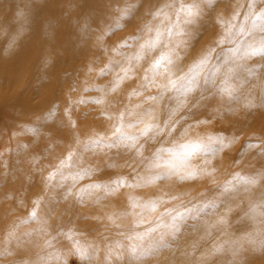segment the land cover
Returning a JSON list of instances; mask_svg holds the SVG:
<instances>
[{
	"label": "rangeland",
	"instance_id": "rangeland-1",
	"mask_svg": "<svg viewBox=\"0 0 264 264\" xmlns=\"http://www.w3.org/2000/svg\"><path fill=\"white\" fill-rule=\"evenodd\" d=\"M44 1L48 7L39 12L37 23L20 13L21 0L20 5L4 1L6 5L0 7V264H86L79 247L92 254V264H108L109 249L111 264H143L141 260L151 258L152 247L161 244L162 235L179 226V213L188 221L193 218L190 213L196 212L197 197L203 196L201 203L209 205V198L221 188L258 180L250 168L264 171V147H259L264 145V115L256 107V115H260L256 126L233 125L232 118L242 119L245 109L242 102L229 100V95L244 90L254 100L260 96L246 86L255 76L253 65L260 74L263 64L259 41L264 36L259 27H251V0H218L215 12L205 8L198 25L187 28L192 35L174 32L169 37L165 32L160 47H145L142 59H135L141 45L156 35L155 29L163 31L172 23L164 14L174 17L180 0H89L88 6L84 2L76 8V0ZM141 4L143 7H134ZM170 4L174 7H166ZM125 7L130 9V18L120 20L121 30L116 21ZM84 8L86 15H94L91 21L97 19L96 25L92 23L94 34L89 28L77 33L70 21L73 9L80 13ZM263 8L264 0H256L253 11L259 13ZM150 9L160 10V19L156 20ZM49 12L51 20L46 15ZM230 25L231 38L227 35ZM77 35H82L79 43L74 42ZM221 38L222 45L217 43ZM241 46L239 61L244 63L217 62V53ZM162 54L171 63L164 60L154 68L153 61ZM206 54L211 58L195 76L197 88L187 97V109L173 113L168 99L166 109L160 103L156 106L154 95L164 91L166 79L175 73L179 79L176 85L186 87L187 81L181 77L189 75L193 63ZM216 66L219 70L212 84H205L203 78ZM163 108L162 115L167 112L172 117L167 130L174 126V131H165L169 137L173 133L172 137L149 141L147 148L144 143L125 140L129 128L131 133L144 130L153 111L161 113ZM114 113L124 117L123 136L113 135L118 123ZM194 130L202 133L201 137L191 139ZM210 137H223V145L213 143ZM124 143L142 155L131 156L134 153L129 152V146L122 147ZM70 152V166H63L55 180L47 181ZM185 157H196L194 177L186 175L184 179L185 169H178L179 177H155L146 167H171ZM85 188H90V195H85L81 205L75 194ZM68 191L73 196L64 200ZM37 200L39 215L32 219ZM217 204L213 202V206ZM111 214H115L116 224L107 219Z\"/></svg>",
	"mask_w": 264,
	"mask_h": 264
},
{
	"label": "bare ground",
	"instance_id": "bare-ground-1",
	"mask_svg": "<svg viewBox=\"0 0 264 264\" xmlns=\"http://www.w3.org/2000/svg\"><path fill=\"white\" fill-rule=\"evenodd\" d=\"M4 1H11V5H13V4L14 5H20L21 4V3H19L20 0H0V7L2 5H6V4H4ZM76 1H77V4L73 8H76L78 5H81V4L83 5L84 2L88 6L87 2H89V0H81V1L76 0ZM21 2H23L24 6H23L22 10H20V13H22L25 16L31 17L33 19L32 22H35V23H37V21L40 19L38 17L39 12L41 10L46 11L47 10L46 8L48 7V6H46L47 3H45L44 0H21ZM221 2H223V0H221ZM9 9H11V8L9 7ZM247 9H249V8H247ZM48 10H49V8H48ZM84 10H85V8L80 13H78V12H75V10L73 9V11L70 14V21L73 24V26L75 27V31L77 33L87 32V29L89 28V31L91 30V34H94L96 31V28H93L92 23L94 25H96L97 19L91 21L92 19H94V15H86L85 14L86 11H84ZM1 12H3V11H1ZM262 12H264V8H263ZM52 13L54 14V10ZM49 14H50V12L47 13L46 15H49ZM31 18H29V19H31ZM48 18L51 20V15H49ZM53 22H54V20H53ZM80 23H82L83 25H80ZM41 26H44V24ZM258 27L260 28V31H261L262 25L259 21H257V25L254 29H256ZM100 29L101 28H99V31H100ZM34 32L37 33L36 29ZM261 32H262L261 34H263L262 36H264V31H261ZM81 36L82 35H80V36L77 35V37L74 39V42L79 43V38ZM163 37H164V35L161 36V40H163ZM255 40L257 41V39H255ZM38 41H39V39H38ZM111 43L112 42H110V44ZM92 46H94V45H92ZM159 47H160V45H159ZM157 48H158V46L155 47L154 50ZM243 48H244V46H243ZM148 49H149V47H148ZM241 49H242V46L238 49V51H237V49H234V48L225 49L224 51H220L219 53H217V62L220 63V62H225L227 60L231 63L235 62V61L240 62L239 58L242 59L241 56H243L241 53ZM152 56H154L153 53H152ZM153 59H155V56ZM262 59H263V64L260 67V74H258L259 68L253 65V68L257 74L254 73L255 76L252 75L250 77V79H249L250 81H249L248 85H246L247 79H245V81H244V83L247 87H251V88L255 89L258 93H260V96L257 97L256 100H254L248 93H246L247 91H245V90L243 92H238L237 94H235L236 93L235 92L234 94L229 95V97H230L229 100L233 104H235L237 102L238 103L242 102L244 109H245L244 117L242 119L232 118L231 123L233 125H239V126H242L245 128H247L248 126H253V127L256 126L255 120L260 119V115H258V116L256 115V110H255L256 107H257V109L260 108L259 111H257V112H260L262 115H264V56H262ZM243 61H246V60H243ZM256 62H258V61H256ZM242 63H244V62L241 61L240 64H242ZM246 65L248 66V64H246ZM253 68H251L250 64H249V72H250L249 74L250 75L253 74V73H251ZM239 69H241V68H239ZM239 69H233V70L236 71ZM218 70H219V66H216L215 69H212L211 71L207 72L206 76L203 78L204 79L203 81L204 82L206 81L205 84H207V83L209 85L212 84L211 80L215 78V76L218 73ZM228 70H229V68H228ZM242 71H243V69H242ZM187 72H189V71H187ZM187 72H185V73H187ZM244 73H245L244 75H246L245 70H244ZM132 74L134 75V73H132ZM236 74H237V72H236ZM177 75H178V73H177ZM229 75H230V73H229ZM175 76L176 75L174 73V76L171 79H166L167 84H165V86L163 87L164 91L163 92L161 91L157 95H154L155 96V99H154L155 103L154 104L156 106L160 103L162 106H165V109H166L168 101H169L170 102L169 107L178 110L179 108L184 109V108H186L187 105H189L187 103V105L184 107H178L179 102L181 100H184L186 97H189V94H191V93L184 91V88H185L184 85L180 86V87H178L177 85H176V87H173L171 85V83L169 82L170 80H176L177 83L179 81L178 77H175ZM218 76L220 77V75H218ZM231 77L234 78L233 76H231ZM229 79H231V78L229 77L227 80H229ZM234 80H237V78ZM227 85H226V87H227ZM185 86H187V85H185ZM204 86H206V85H204ZM172 89H174V92L171 94L170 91ZM224 89H226V88H224ZM167 99H168V101H167ZM246 100H248V102ZM144 109H146L147 111L149 110V108L147 109V107H145ZM163 110H164V108L162 109L161 113L158 110L153 111L154 115L151 116L152 120H150L151 122L148 121V122H150L149 124L152 125L153 127L151 128V130H149L147 132V135L143 134V130L140 132H138V130H137V131H134L133 133H131L132 130H131V128H129L128 129L129 133L124 134L125 140L129 144L144 143V144H146L145 148H147L149 141H150L149 143L152 144V143H155V141L162 140V139H168V138L172 137L173 133L170 135V137H169V135H166L169 133V131L167 130V127H169L168 123L172 120V117H171V114L169 115V114H167V112H166V115L163 116L162 115ZM231 114H233V113H231ZM114 115L117 116V115H119V113L118 114L114 113ZM232 116H234V115H232ZM237 117L241 118L240 116H237ZM155 120H156V122H154ZM125 129H127V128H125ZM166 130H167V133L165 134ZM161 131L162 132L164 131L162 135L159 134ZM189 131H188V134L186 133L187 135H189ZM201 134L202 133L194 130V132L191 134L192 135L191 139L194 138V136L196 137V139H198L199 136L201 137ZM183 136H185V135L183 134ZM205 137H207V136H205ZM256 137L260 138V135H257ZM192 143H193V141H192ZM188 145H189V142H188ZM124 146H129V145L127 143H124V144H122V147H124ZM190 146H191V144H190ZM133 149L137 150V148H133ZM133 149H131L130 146L128 147L129 152L134 153V154H130L131 156H133V157L141 156V154L138 150L136 153V151H134ZM205 149H207V148H205ZM259 150H260V152L263 151L262 149H259ZM195 158L196 157H190V158L185 157V158L181 159L182 161L180 162V164H175V165H172L171 167H164L161 164H148V165H146V167L149 168L151 173L155 172V174H153L155 177H162V178H169V179L171 177H175V176L179 177L180 176L178 169H181L180 172H183L185 169L186 173L182 174L184 179H185L186 175H188L190 177L195 176V175H189V173H193L195 171V169L193 168V165L196 164ZM143 164H145V163H143ZM220 169L222 170L224 168L220 167ZM249 171H251L252 174H258V177H260V173L264 172V171L258 172V170L254 167L250 168ZM141 180H143V179H141ZM259 181H260V179H258L257 183H255V184H252V183H240L239 185L236 184L235 186L228 187L227 190L225 187H223L220 190L216 191L215 195H213L211 198H209V200H208L209 205H206V206L204 205V202H203V204L201 203V200H203V196L197 197L198 199H197V203H196V212L195 213L189 212L190 214H193V218H191V220L188 221L187 219L182 218V217H186V215L182 214V216H181V213H179L180 219L177 222V224L179 226L175 229H172L169 232L166 231L167 233H164L162 235L163 238L159 239L161 244H159L158 247L155 245H154V247H152V253L149 254L151 258L145 257V259L141 260V262H144L143 264H146L148 262H146L145 260L150 259L151 261L153 260V262H151V264H264V181L263 182H259ZM73 183L75 184V180L73 181ZM157 186H159V185H157ZM160 187H162V186H160ZM228 192H230V193H228ZM174 198L179 199L177 196H175ZM213 202H218V204L216 206H213ZM129 218L130 217H128L127 220H129ZM221 219L224 220V223L219 222ZM168 234H171V236H166ZM164 236H165V238H164ZM218 246L221 247L222 250L217 252V251H215V249ZM19 264H21V263H19Z\"/></svg>",
	"mask_w": 264,
	"mask_h": 264
},
{
	"label": "snow or ice",
	"instance_id": "snow-or-ice-1",
	"mask_svg": "<svg viewBox=\"0 0 264 264\" xmlns=\"http://www.w3.org/2000/svg\"><path fill=\"white\" fill-rule=\"evenodd\" d=\"M255 4H256V0H251V7H250V11H249V16L251 17L253 23L251 25L252 28H255L257 25V21H259L262 25L261 31H264V12H259L256 13L254 12V8H255ZM134 7H143V4L141 5H136ZM166 7H174V5H166ZM218 7V0H192L191 3L189 4H185L183 2V0H180V6L179 8L176 9V14L174 17H169L167 14H164V18L171 20L172 23H170L168 25V27L166 29H163V31L160 29V27H158L157 29H155L154 31L156 32V35L154 37H151L148 41H145V43L143 45H141V52L137 54V56L135 57V59H142V52L143 49L145 47H151V48H155L157 47L162 41H161V36L164 35L165 32H167V34L169 35V37L172 36V34L175 32L176 34L180 35V36H187V35H192V33H190L187 28L188 27H193V26H197L200 18L204 15V9L207 8L209 10L210 13L215 12L216 9ZM150 14L155 18V19H160L161 17V11L160 10H152L150 9ZM129 13H130V9L128 7H125L123 10H121L120 12V17L117 19L116 21V27L120 28L122 30V26L120 25V20L121 19H129ZM181 17L183 18V22L181 23ZM233 18H236L235 13L233 14ZM216 19L220 22L223 23L224 21L220 18V17H216ZM232 26L230 25L229 28L227 29V35L229 38H231L233 36V33L231 31ZM145 29L148 31H153V29L151 28L150 25H145ZM111 31V30H110ZM239 31L241 33H243V28L239 29ZM217 43L219 44H223L224 43V38H221L217 41ZM115 50V49H114ZM212 51V50H210ZM238 51V49H237ZM259 52L261 54V56H264V37H262L259 41ZM211 56L210 54H206V55H202L197 61H195L193 63V65L190 68V74L186 75L185 77H182V80H186L187 81V86L184 88L185 92H190V93H194L196 88H197V83L195 81V76L198 73L199 69H201L206 63H208V61L210 60ZM164 60H168L169 63H171L170 58L166 55V54H162L157 60H155L153 62V67L154 68H159L161 65V62ZM171 83V85L173 87H176L177 81L176 80H170L169 81ZM223 91V89H222ZM188 99L187 97L184 100H181L179 102V107H184L187 105L188 103ZM199 103V101H197V104ZM195 106V105H194ZM175 109L173 110V113H175ZM104 115L106 116L107 119L111 120L112 116L110 114H108L107 112L104 113ZM69 116H71V113H69ZM117 126L114 128L113 130V135L114 136H123V121H124V117L123 115H118L117 117ZM70 124L73 127H76V124L74 121L70 120ZM153 126L148 124L145 125V129L143 130V134L147 135V132L149 130H151ZM169 132L174 131V126L172 128L168 129ZM159 134H163V132L161 131ZM210 140L213 143H220L221 145H223V137H210ZM98 141H93V143H96ZM87 146V145H85ZM258 145H252L249 144V147H257ZM259 147H264V145H259ZM142 155V153H140ZM72 155L71 152L69 153L68 156H66L63 160H61V165L60 167H58L56 172L50 173L49 176L46 178L47 181H53L56 178V175L60 172V168H62L63 166H70L71 161H72ZM112 167H114V165H112ZM189 175H195V173H189ZM259 179L261 181H264V172L260 173V177ZM123 181H118L117 183H122ZM248 183H252L255 184L257 183L256 179H251L248 181ZM93 188H97L99 187V185H93L91 186ZM89 194L90 195V188H85V189H81L80 191H78L75 194V198L77 200L78 203H80L81 205L84 204V199H85V195ZM73 196V193L71 191H68L64 194L63 199L64 200H68L70 197ZM58 203V202H57ZM39 204L40 201L37 200L34 204V209L33 211L30 213V218L32 219H36L39 215ZM53 213H55V209L51 210ZM96 219H101L100 217H96ZM107 219L112 223V224H116L117 223V218L115 216V214H111L107 217ZM175 219V217L173 218ZM220 223H224V220L221 219L219 221ZM45 223H47V221H45ZM121 248H123V245H120ZM222 248L221 247H217L215 249V251H221ZM78 252L79 255L81 257L82 260L86 261V264H92V259H91V255L88 251V249L83 248V247H79L78 248ZM112 250L109 249L108 250V264H111V259H110V255H111ZM136 249L135 247L131 248V253H135ZM118 255L120 256V259H123V254L118 253ZM97 258L98 254H97Z\"/></svg>",
	"mask_w": 264,
	"mask_h": 264
}]
</instances>
